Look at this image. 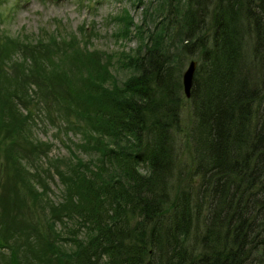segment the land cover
Here are the masks:
<instances>
[{
    "label": "trees",
    "instance_id": "trees-1",
    "mask_svg": "<svg viewBox=\"0 0 264 264\" xmlns=\"http://www.w3.org/2000/svg\"><path fill=\"white\" fill-rule=\"evenodd\" d=\"M176 12L168 42L158 34L142 51L117 59L118 68L134 70L119 85L109 82L106 66L91 63L94 76L83 80L87 94L80 100L68 85L46 92L57 99L62 120L75 116L87 127L79 146L93 155L70 162L73 173L54 163L55 174L29 170L35 157L49 158L48 144L33 139L46 114L39 106L37 118L17 112L18 103L26 107L42 89L37 76L56 83L45 76L57 60L37 51L32 67L0 77V137L15 135L19 142L5 144L0 165V189L11 192L0 193V240L6 242L0 264H19L22 243L39 264H45L41 253L46 264H264V0H182ZM192 55L196 68L185 98L181 72ZM106 81L112 86L104 87ZM185 102L191 123L179 138ZM54 175L64 186L59 202L47 198ZM30 198L51 210L42 218V246L33 251L31 241L11 238L10 221L22 223V215L8 217L7 208L27 206ZM65 221L74 224L60 238L56 223ZM60 239L69 245L64 254L54 252ZM4 249L17 257L8 260Z\"/></svg>",
    "mask_w": 264,
    "mask_h": 264
},
{
    "label": "rangeland",
    "instance_id": "rangeland-1",
    "mask_svg": "<svg viewBox=\"0 0 264 264\" xmlns=\"http://www.w3.org/2000/svg\"><path fill=\"white\" fill-rule=\"evenodd\" d=\"M181 4L182 0H0V77L5 73L8 77L11 75L10 78L16 76V69L20 66L32 67L33 60L31 59H35L37 51L48 62L57 60L54 65L52 64L55 67L47 64L49 67L47 66L48 73L45 76H54L56 83L37 76L36 80L43 82L41 83L43 84L42 89L38 90V94L34 95L26 107L19 103L17 107V112L32 113L36 118L38 106L42 113L46 114V118H38L36 126L33 128V139L48 144L47 156L49 158H45L43 155L35 157L36 166L35 164L29 166L30 171H41L44 168H49L51 169L50 172L55 174L54 163L59 170L70 174L73 173L72 170L68 171L70 162L76 163L77 158L85 162L93 155L86 153L79 146V144L85 143L83 132L87 127L84 122L75 116H69L68 121L62 120L59 115L61 111L55 102L57 99L53 95H48L45 98L48 89L51 88L52 91L56 92L59 89L66 90L68 85L71 94L74 93L80 100V96H82L80 93L87 94V85L84 84L83 80L94 76V70L89 65L91 63L103 71L106 66L108 73H112V81L109 82H115L116 85H119L118 83H122L132 76L134 70L118 68L117 59L121 55H135L139 50L142 51L146 45L153 43L158 34H166L165 40L168 42L177 28L179 15L176 11L181 9ZM252 45L253 43L250 41L249 47ZM249 47L243 59L247 66L251 59ZM49 50L57 52L58 55L50 56ZM5 56L10 59L6 60ZM98 60L101 62L98 63ZM191 60H196V56H186L181 74ZM112 63L115 64L116 68ZM244 71L245 75L250 76L251 71H247L246 66ZM73 73L76 75L71 81V74ZM31 75L32 72L30 78ZM259 78H261V73ZM103 86L108 87L112 84L110 85L106 81ZM54 91L53 93H55ZM62 97L66 99L63 95H60L59 99L64 102ZM85 99L87 100L86 97ZM47 105L50 108H47ZM63 105L65 107V104ZM47 109L50 111L47 112ZM189 113L190 105L185 102L181 112V131L178 132L180 135L177 134L179 138L180 136L184 137L188 125L191 123ZM54 121L60 124V127L55 126L56 124L52 125ZM60 128L62 131L57 135ZM12 138H8L6 135L0 137V165L5 162L6 151L8 152L5 144L17 142L15 135ZM179 138L177 139L182 140ZM48 160H51L52 163L47 166ZM38 164L40 167H37ZM42 175L44 177L46 173L42 172ZM1 179L3 182L5 177ZM48 182L47 198L50 197L54 202L62 201L61 188L64 186L58 182L57 175L48 179ZM35 189L41 190L40 186L39 188L36 186ZM0 193L3 196L11 194L7 186L1 188ZM13 195L15 196L14 192ZM33 202L30 198L27 199V206H19L18 208V205L13 203L12 206L7 207L8 211L12 212H9L8 217L17 211L19 213L16 215L20 213L22 215L19 218L22 223L16 224V222L10 221V227L13 225L16 229L11 238L17 237L20 244L24 240L31 241L33 244L32 251L37 249L36 246H42L41 237H44L46 231L42 218L44 220L45 216L51 214L46 203L34 204ZM73 224L74 221H65L64 225L58 222L55 232L60 233L61 238L66 234V229L72 227ZM5 243L0 240V246ZM55 244L54 252L59 254H64L66 245L69 246L62 239L57 240ZM21 245V250L17 253L19 264H39L38 260L27 249V244L22 243ZM4 250L8 260H14L17 257V255L12 256L10 250ZM41 258L46 264L47 256H42L41 253ZM8 260L7 262H10ZM55 260H50L49 264H57V260Z\"/></svg>",
    "mask_w": 264,
    "mask_h": 264
},
{
    "label": "water",
    "instance_id": "water-1",
    "mask_svg": "<svg viewBox=\"0 0 264 264\" xmlns=\"http://www.w3.org/2000/svg\"><path fill=\"white\" fill-rule=\"evenodd\" d=\"M195 68H196V61L191 60L187 68L182 73V88H183L184 96L186 98H189L190 96Z\"/></svg>",
    "mask_w": 264,
    "mask_h": 264
}]
</instances>
